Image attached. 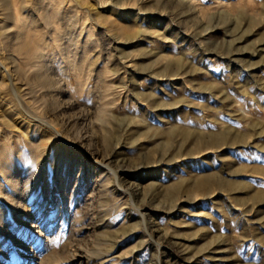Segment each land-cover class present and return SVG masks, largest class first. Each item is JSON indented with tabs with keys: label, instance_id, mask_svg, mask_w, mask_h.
Segmentation results:
<instances>
[{
	"label": "rangeland",
	"instance_id": "rangeland-1",
	"mask_svg": "<svg viewBox=\"0 0 264 264\" xmlns=\"http://www.w3.org/2000/svg\"><path fill=\"white\" fill-rule=\"evenodd\" d=\"M0 264H264V0H0Z\"/></svg>",
	"mask_w": 264,
	"mask_h": 264
},
{
	"label": "bare ground",
	"instance_id": "bare-ground-1",
	"mask_svg": "<svg viewBox=\"0 0 264 264\" xmlns=\"http://www.w3.org/2000/svg\"><path fill=\"white\" fill-rule=\"evenodd\" d=\"M236 139L239 140L240 139V136L237 137ZM225 140H227V139L225 138L224 135H219V136H214V135L213 136H209L208 135L207 141H204V142L201 141V142L205 143L206 146H212L213 144H219V143L221 144L222 142L225 143ZM208 177H210V176H208ZM208 179H210V178H208ZM214 185H216L217 187L226 189V190H231V191L234 190L235 188H239L240 189V187H238V184H236V182L235 183H232L230 181H224V180H221V179L220 180H215ZM208 187H209L208 186V181H204V180H195L192 185L190 184V187H186L185 185H183L180 182V184H177V185H174V186L172 185V187L164 190L163 196L165 198H167V199L179 198L180 197V192H182L184 190H185L184 193L187 196L190 195L191 193H194V192L195 193H197V192L198 193H203V192L205 193V191L208 190ZM258 196L259 195H257V194L256 195H253V197H252L253 200L257 199Z\"/></svg>",
	"mask_w": 264,
	"mask_h": 264
}]
</instances>
